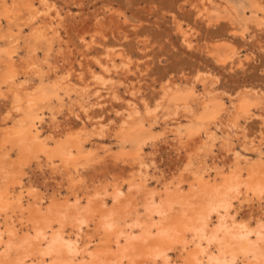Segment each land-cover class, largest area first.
<instances>
[{
    "label": "bare ground",
    "instance_id": "obj_1",
    "mask_svg": "<svg viewBox=\"0 0 264 264\" xmlns=\"http://www.w3.org/2000/svg\"><path fill=\"white\" fill-rule=\"evenodd\" d=\"M189 5L194 23L226 19L242 39L251 27L264 33V0ZM109 7L88 18L82 0H0V264H264V130L257 143L244 133L250 120L264 124V94L238 89L224 102L218 78L201 70L147 84L122 43L131 34L141 53L150 44ZM197 37L188 28L182 47L198 48ZM238 50L220 41L202 49L217 64ZM169 136L177 165L157 174L147 203H129L124 185L146 190L154 175L144 146ZM31 162L74 204L57 199L43 213L39 197L24 210L35 188L14 168ZM99 164L113 195L91 175Z\"/></svg>",
    "mask_w": 264,
    "mask_h": 264
},
{
    "label": "rangeland",
    "instance_id": "obj_2",
    "mask_svg": "<svg viewBox=\"0 0 264 264\" xmlns=\"http://www.w3.org/2000/svg\"><path fill=\"white\" fill-rule=\"evenodd\" d=\"M82 1H84V6H85L84 9L86 11V16L88 18L98 13L101 9H105L104 7L107 8L108 6H110L109 8L112 11L114 12L116 11V13L121 14L122 20L126 21L128 25L135 26L137 31L136 37L140 38V40H144L145 38L148 40L150 44V49L148 50L149 52L146 50L144 53L140 52V50H144V46L142 44H138L137 40H135V36H132L131 34H129L128 39H125L124 42L122 43L123 50L130 52L134 58L140 59L142 61L140 68L143 69L145 66L143 70L146 69L147 74L149 75L147 78V82H148L147 84H151L154 82L155 85H157V82L164 77H171V79L174 80L175 82L181 83L182 80L184 81L185 79L190 78L196 70H201L203 72H210L213 76L215 75L218 78V82L215 85V88L218 91V93L223 94L225 98L224 102H227L228 95L229 96L235 95L238 92V89L239 91L242 90L249 91L250 89L254 91L260 90L261 93L264 94V33L263 32L255 31V33H252L253 28L251 27L249 31L250 35L247 34L246 38L242 39L238 35H236L237 26H231L226 19H221L217 24L209 27H206L204 24H201L199 21L194 23L191 7L189 5L191 0H82ZM71 9L72 12L78 11L77 8L75 7H71ZM170 14L172 15V17ZM187 27L194 29L198 33V37L195 38L194 41L199 47L191 51L185 50L182 47L180 41L181 34L188 29ZM113 30H117L119 32H123V30L126 31V29H123V26L121 28L113 29ZM233 31H235V33H232ZM252 35H254V39H251ZM122 36H124L123 33L118 35V38ZM108 40L112 41L111 38H109ZM219 41L225 42L226 44L228 43L233 47H235L237 50L239 49L238 59H235L234 62L217 64L212 57L208 56L207 54H205L204 51H202V49H204L206 45L215 44V42H219ZM145 57H147V59H145ZM245 57H246V61H245ZM198 87H201V85L198 84ZM145 92L146 94L148 93L147 94L148 96L151 95V93L146 91V89ZM109 115L113 116L112 114ZM46 117H48L47 113L45 114V118ZM263 118H264V114H263ZM244 126H245L244 133L247 134V137L249 139H255V141L260 140V133L261 131L264 130V124L260 125L257 119H253L248 121L247 124H245ZM160 129L161 126L159 123L154 126L153 130L155 132L156 131L159 132ZM166 139L167 140L161 139L159 143L154 145L155 147L154 146L152 147L150 144L144 146L145 156L147 154L146 160L148 161V163L151 160H153L154 162L153 164L154 166L152 165L150 166L152 169L149 167L150 174L151 175L154 174V175L147 182L148 187L146 190H141L135 187L127 188V186L124 185L123 188L124 193L121 195L126 200H128L129 203L131 204L133 203V205L139 204V207H141L142 204L147 203L148 197L153 192V190L160 187V184L156 182V179L158 177L157 174L162 172L163 175L166 176L177 165V158L175 157L176 155L173 152V148L171 146L172 145L171 141L173 137L169 136ZM104 140L106 141L105 145H109L108 139H104ZM221 141H222L221 139L216 141L215 146L213 147V154L218 153V151L216 152V150H218ZM110 146H113V150H116V147H114L112 143L110 144ZM262 148H264V146ZM170 151H172L173 153ZM246 154L247 157L250 158L256 157L254 153H246ZM12 161H15L14 156ZM102 167L101 164H99V166H97L96 168L97 170L95 169V172L94 173L92 172L91 175L92 177L97 178L96 179L98 181L97 183L101 184L100 185L101 188L105 187L106 185H109L107 193L108 195H113L116 192L115 188L113 187L114 184L116 183L113 181V178L107 177L108 180L107 179L104 180L101 178V175L103 173ZM164 168H166L167 170ZM14 169L21 174L20 176L23 180V184L29 182L35 188L34 192H32L33 197L29 198V202L27 201V197L24 198L23 200L24 210L35 206L37 207V205L34 203L36 202L37 199H39V197L40 198L44 197V201H43L44 203L41 209L43 213L46 211L47 205L51 206L52 202H54L57 199H60L59 202L69 199L70 203L74 204L75 200L73 199V195L70 192L69 194L67 192H64L65 188L61 189V191L59 192L60 194L57 193L56 192L57 187L54 186V183L49 178L47 179L45 178L48 177V175L46 176V173L43 175L40 174L34 162L27 164V166H22V168L20 167V169L19 167H15ZM10 173L11 171L8 173L1 174L2 176H4V179H2L4 184H7L8 180L6 176L9 177ZM14 173L16 174L17 172L14 171ZM118 173H119L118 171H115L113 173L115 178H117V175H119ZM174 194L177 195L179 194V192ZM46 199L48 200L45 201ZM86 200L87 199L85 198V201ZM109 200L111 199L109 198ZM254 206L257 208L255 204ZM139 215L142 217L143 221H147L146 212L143 209V207L140 208Z\"/></svg>",
    "mask_w": 264,
    "mask_h": 264
}]
</instances>
